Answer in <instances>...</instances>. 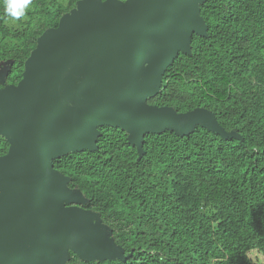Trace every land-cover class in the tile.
<instances>
[{
    "label": "trees",
    "instance_id": "1",
    "mask_svg": "<svg viewBox=\"0 0 264 264\" xmlns=\"http://www.w3.org/2000/svg\"><path fill=\"white\" fill-rule=\"evenodd\" d=\"M78 1L32 0L17 21L0 0V65L7 64L0 88L19 81L37 39ZM198 7L205 35H190L188 53L177 52L146 102L176 112L206 108L237 136L199 125L183 136L146 133L138 153L124 129L104 125L96 149L53 158L125 257L89 260L69 251L65 264H262L264 0ZM8 147L0 135V156Z\"/></svg>",
    "mask_w": 264,
    "mask_h": 264
},
{
    "label": "water",
    "instance_id": "2",
    "mask_svg": "<svg viewBox=\"0 0 264 264\" xmlns=\"http://www.w3.org/2000/svg\"><path fill=\"white\" fill-rule=\"evenodd\" d=\"M203 0H80L45 30L16 84L0 88V264L125 259L98 216L52 159L96 149L97 127L127 132L142 152L146 133H191L196 125L236 137L211 111L176 112L146 102L192 33L205 35Z\"/></svg>",
    "mask_w": 264,
    "mask_h": 264
},
{
    "label": "clouds",
    "instance_id": "3",
    "mask_svg": "<svg viewBox=\"0 0 264 264\" xmlns=\"http://www.w3.org/2000/svg\"><path fill=\"white\" fill-rule=\"evenodd\" d=\"M32 0H4L3 9L6 17L12 20H20L31 4ZM255 252V250H253ZM247 255V254H246ZM256 255H259L256 253ZM248 258H252L249 256ZM253 264H255V260H253ZM262 264H264V259H262Z\"/></svg>",
    "mask_w": 264,
    "mask_h": 264
},
{
    "label": "rangeland",
    "instance_id": "4",
    "mask_svg": "<svg viewBox=\"0 0 264 264\" xmlns=\"http://www.w3.org/2000/svg\"><path fill=\"white\" fill-rule=\"evenodd\" d=\"M7 64L6 63H2L0 65V83L3 84V75H4V69H6Z\"/></svg>",
    "mask_w": 264,
    "mask_h": 264
}]
</instances>
